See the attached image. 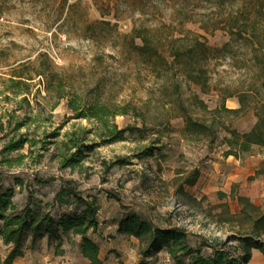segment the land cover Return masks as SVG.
<instances>
[{"label":"rangeland","instance_id":"obj_1","mask_svg":"<svg viewBox=\"0 0 264 264\" xmlns=\"http://www.w3.org/2000/svg\"><path fill=\"white\" fill-rule=\"evenodd\" d=\"M119 1L131 13L123 15L117 27H113L115 21L109 27L98 24L107 19L101 18L91 0H69L70 8L61 6L60 1L0 0V117L12 122L11 129L0 133V161L4 157L18 160L19 155H24L14 168H3L7 188L14 189L13 201L23 206L32 195L43 205H53L51 211L56 218L79 213L73 199L62 207L54 202L62 188L75 182L83 198L95 200L99 207V232L89 236L102 246L103 253L109 251V264H138L141 260L139 242L116 232L119 220L127 213H138L161 226L169 223L184 227L191 234L193 246L239 239L240 232L249 227L243 216L246 205L240 199H247L260 210L254 214L249 209V214H264V148L254 147L240 159L226 157L228 148L223 139L229 134L219 123L239 133L253 128L257 122L255 108L264 103V65L253 66L250 49L233 44V53L214 63L211 87L206 92L180 79L157 77L141 57L122 47L120 35L129 34L134 21L143 17L152 24L160 20L177 22L180 9L197 19L219 9L215 4L196 0ZM184 27L204 36L212 48H221L230 39L223 30L206 33L200 22ZM26 63L45 72L50 64L54 72L75 84L78 92L94 90L104 102L136 106L137 112L130 109L115 123L120 129L139 131H131L125 141L111 144L90 134L84 145L92 149L85 153V159L75 169H61L58 161L66 150V133L89 129L90 124L71 120L65 102L52 109L53 102L44 98L45 85L37 78L32 89L37 98L31 103L38 115L36 122L16 136L19 139L27 135L36 140V145L30 147L27 143L19 152L2 154L6 142L15 134L11 130L24 116L19 111L12 117L16 105L4 100V96H12L5 80ZM247 91L252 93L246 109L239 115L222 114L217 121L214 144L211 134L195 135L185 130L179 104L190 108L193 95H198L212 111L223 105L227 109L239 108L238 92ZM190 113L203 115L207 121L213 117L194 108ZM55 132L59 137L48 138ZM51 141L57 144L50 145ZM18 179L23 185L17 183ZM192 181L195 184L191 186L188 182ZM80 244L81 237L72 233L65 235L62 243L54 241L52 247L45 238L30 249L28 239L24 263L88 264L81 256ZM9 251L10 247L0 240V264ZM204 253L210 257L213 251L206 247ZM164 258L161 253L154 264H170Z\"/></svg>","mask_w":264,"mask_h":264},{"label":"trees","instance_id":"obj_2","mask_svg":"<svg viewBox=\"0 0 264 264\" xmlns=\"http://www.w3.org/2000/svg\"><path fill=\"white\" fill-rule=\"evenodd\" d=\"M43 1H60L61 6L72 7L68 4L69 0ZM91 1L101 18L107 19L98 24L110 27L111 21H115L113 27H117L123 15L131 13L129 9H123V3L119 0ZM196 2L215 4L219 11L197 19L189 16L184 9H180L177 22L160 20L156 24H152L145 17L140 18L134 21L129 34L120 35L123 39L122 47L141 57L155 76L183 80L186 85L195 86L201 92L210 89L214 63L220 59H227V55L233 53V44L247 46L250 49V62L253 66L264 65V0H196ZM192 22H200L201 29L206 33L223 30L230 39L221 48H212L204 36L185 29L184 26ZM48 69L45 72L42 68L35 69L33 63H26L13 71L12 77L5 80L8 85L7 91L12 96H4V100L16 105L12 117L14 118L19 111H22L24 116L11 130L15 134L6 142L2 154L19 152L27 143L30 147L36 145V140H31L27 135L19 139L16 136L23 128H29L31 123L36 122L38 115L34 114L31 103L37 98L36 95L33 96L32 90L37 78L45 85L47 95L44 98L53 102L52 109L65 102L71 113V120L87 121L90 124L89 129L79 128L66 133V141L63 142L66 150L60 154L58 161L61 169H75L79 162L85 159V153L92 149V146L84 145L90 134L102 139L104 143L111 144L125 141L129 132L138 130L131 127L120 129L115 123L118 116L128 115L130 109L137 112L136 106L130 103L104 102L94 90L88 92L84 89L78 92L75 84L66 76H59L52 70L50 64ZM251 93L238 92L240 107L237 109H227L223 105L212 111L198 95H193L190 108L213 117L211 121H207L203 115L191 114L190 108L185 104H179L183 109L185 130L195 135L211 134V143L214 144L217 139V121L221 119L222 114H241L249 104ZM255 109L257 122L249 132L239 133L222 122L219 123L229 134V137L223 139V144L228 148L225 152L226 157L240 159L254 147L264 148V103L257 105ZM11 127L12 122L9 119L4 122V116L0 117V133H5ZM33 133L36 134V130ZM57 137L59 133L55 132L48 138ZM48 143L56 145L57 141ZM74 150L76 152H73ZM23 158L24 155H19L18 160L4 157L0 161V240L5 246L10 247L3 264H13L17 259L23 258L26 255L25 245L28 239L30 249H34L39 241L45 238L48 240V246L52 247L54 241L62 243L68 233L81 237L80 253L89 264H103L100 246L89 236V233L96 235L99 232V223L96 219L99 207L95 200L83 198L75 182L66 189L62 188L54 202L62 207L69 199H73L79 207V213L75 211L56 218L51 211L53 205H43L42 202L34 200L32 195L27 197L23 206L13 201L14 189L7 188L3 168L12 169L16 165L15 162L20 163ZM195 181L188 183L192 186ZM17 183L23 185L19 179ZM240 201L246 205L243 216L249 222V227L244 233L240 232L239 239L205 241L203 244L193 246L191 234L186 228L169 223L161 226L138 213L123 215L116 232L119 236L139 242L141 260L138 264H154L161 253H167L174 264H249L252 260V251H259L264 256V214L254 217L253 215L258 214L260 210L245 198H241ZM249 209L253 215L248 213ZM59 246L60 244L57 247ZM206 247L213 251L210 257L204 253Z\"/></svg>","mask_w":264,"mask_h":264},{"label":"crops","instance_id":"obj_3","mask_svg":"<svg viewBox=\"0 0 264 264\" xmlns=\"http://www.w3.org/2000/svg\"><path fill=\"white\" fill-rule=\"evenodd\" d=\"M100 246V245H99ZM112 249V248H111ZM113 251H119V249H113ZM109 251L107 250V252L103 253V248L102 246H100V258L103 261V264H109L106 262V260L108 262H110L111 257L110 255H108ZM113 253V252H112ZM116 253V252H115ZM118 253V252H117ZM164 254V260H166L168 263L170 264H174V262L171 260V258L168 256L167 253H163ZM26 256V255H25ZM25 256L23 258H19L17 259L13 264H25L24 260H25ZM87 261V260H86ZM88 262V261H87ZM160 262V261H159ZM89 264V263H88ZM249 264H264V256L261 252L259 251H252V260L250 261Z\"/></svg>","mask_w":264,"mask_h":264}]
</instances>
